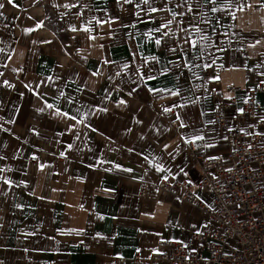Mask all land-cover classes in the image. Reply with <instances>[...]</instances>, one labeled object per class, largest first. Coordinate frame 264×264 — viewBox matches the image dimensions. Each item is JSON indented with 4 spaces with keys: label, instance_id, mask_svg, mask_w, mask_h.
<instances>
[{
    "label": "crops",
    "instance_id": "1",
    "mask_svg": "<svg viewBox=\"0 0 264 264\" xmlns=\"http://www.w3.org/2000/svg\"><path fill=\"white\" fill-rule=\"evenodd\" d=\"M0 4V264H143L163 238L194 248L207 213L157 183L191 179L210 205L186 143L214 155L230 128L264 132V110L232 121L264 76V0ZM210 78L236 100L225 126Z\"/></svg>",
    "mask_w": 264,
    "mask_h": 264
},
{
    "label": "built area",
    "instance_id": "2",
    "mask_svg": "<svg viewBox=\"0 0 264 264\" xmlns=\"http://www.w3.org/2000/svg\"><path fill=\"white\" fill-rule=\"evenodd\" d=\"M208 84L214 86L210 94L217 96L216 122L225 126L227 110L234 107L235 97L219 94L217 78H210ZM257 93H264V76L234 112L233 122L242 116L254 117L257 111L264 110V101L256 100ZM170 114L171 111H162L167 118ZM168 121L172 127L178 124L177 118ZM257 124L264 125V120ZM226 141L227 150L214 155L205 152L203 139L186 143L202 172L199 186L211 196L210 205L197 195L191 179L165 176L158 181L160 190L203 209L209 220L204 229L192 233L194 248L163 238L158 241L161 250L151 254L143 264H264V132L246 136L237 128H230L226 131ZM148 186V181H139L137 193L145 195ZM138 260L136 252L134 262ZM123 262V257H116L113 264Z\"/></svg>",
    "mask_w": 264,
    "mask_h": 264
},
{
    "label": "snow or ice",
    "instance_id": "3",
    "mask_svg": "<svg viewBox=\"0 0 264 264\" xmlns=\"http://www.w3.org/2000/svg\"><path fill=\"white\" fill-rule=\"evenodd\" d=\"M7 2H8V4H13V0H7ZM125 2H127V3H131L132 2V0H125ZM143 2L145 3V4H147L148 2H149V0H143ZM213 2H214V0H213ZM13 6H15V5H13ZM4 7V5L3 4H0V8H3ZM65 7H68V5H65ZM216 9H213V11H215ZM152 11H156V9H152ZM189 11H191V8H189ZM175 15V14H174ZM169 23H171V22H169ZM164 27H167V25H165ZM85 30H87V29H85ZM159 30V29H158ZM73 31H75V29H73ZM196 31H199V29H196ZM202 39H206V38H202ZM156 43L157 44H159L160 43V41L159 40H157L156 41ZM191 43H192V46L193 47H195L196 46V41L195 40H192L191 41ZM121 103H123V101H121ZM46 107L47 108H52L53 107V105H51V104H47L46 105ZM43 109H41V111H42ZM165 111H170V109H165ZM58 114H60V115H67L66 113H58ZM69 119H75V117H68ZM78 123H80V122H82V121H77ZM199 139H203V137H198ZM117 167H119V166H117ZM125 171H130V170H125ZM157 171H163V168H161V167H157ZM8 181H5V183H7Z\"/></svg>",
    "mask_w": 264,
    "mask_h": 264
}]
</instances>
